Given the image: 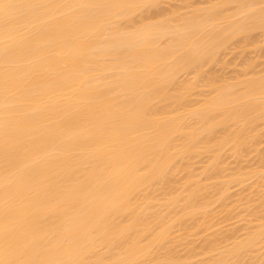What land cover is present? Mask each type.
<instances>
[{
    "label": "bare ground",
    "instance_id": "6f19581e",
    "mask_svg": "<svg viewBox=\"0 0 264 264\" xmlns=\"http://www.w3.org/2000/svg\"><path fill=\"white\" fill-rule=\"evenodd\" d=\"M165 1L0 0V264H264L263 199L235 240L173 236L264 183L222 164L263 148L264 0Z\"/></svg>",
    "mask_w": 264,
    "mask_h": 264
},
{
    "label": "rangeland",
    "instance_id": "374dc122",
    "mask_svg": "<svg viewBox=\"0 0 264 264\" xmlns=\"http://www.w3.org/2000/svg\"><path fill=\"white\" fill-rule=\"evenodd\" d=\"M172 1V0H171ZM171 1H165V3L164 4H166V3H168L169 4V2L171 3L170 5H161V12L162 13H164V14H169V13H171V12H173L174 11V7H176L177 5L179 6V8H182L183 6H186L187 4H189V3H194V5L198 2V4L199 3H203V4H201V5H204V3H206V1H208L209 2V0H187V1H189L188 3L186 2V5L184 4V5H182L185 1L184 0H173L174 2H175V4H174V2L172 3ZM177 1V2H176ZM184 1V2H183ZM196 3H195V2ZM200 1V2H199ZM202 1V2H201ZM215 1V0H214ZM214 1H211L210 0V2L209 3H212V2H214ZM179 2H180V4H179ZM216 2H217V0H216ZM208 3V4H209ZM173 4V5H172ZM198 4H196L195 6L196 7H198ZM182 5V6H181ZM206 5V4H205ZM163 6H165V7H163ZM170 6L172 7V9H170V11H169V9L168 8H170ZM181 6V7H180ZM187 7V6H186ZM190 7H194V6H192L191 4H190ZM201 7H203V6H201ZM231 7H233V6H230L229 8H231ZM176 8H178V7H176ZM175 8V9H176ZM184 8V7H183ZM178 10V9H177ZM179 10H181V11H186V10H189V5H188V8L187 9H179ZM176 11V10H175ZM184 11V12H185ZM180 12V11H179ZM182 13V12H181ZM259 35H260V32H257ZM257 33H255V34H257ZM254 35V36H256L257 38H259L260 39V36H261V38H262V35ZM257 38H256V42H254L253 44L254 45H256V43L258 42L257 41ZM262 40V39H261ZM261 40H259V43H257V45L258 44H260L261 42ZM251 45V47H245V48H240V47H238L241 51H237V48L235 49V50H233V51H235V52H233L232 53V51H230L229 52V54H231L232 53V55H230V56H226V53L224 54V56L225 57H227V58H229L228 60H226V62H228L229 61V63L228 64H225V66L226 65H228V67L226 66V68L227 69H225V68H223V67H225V66H221L222 64H216V65H218L217 66V68L219 69V67H220V69L222 68V70H220V72L222 71L223 73H224V71L226 72V73H224V77H227V76H230V77H233L234 75L236 76V74H237V71H239L238 73H240L242 70L241 69H243V67H244V64H245V62H247V64L248 63H251L253 60H255V58L258 56V55H260L261 56V54L259 53L258 54V51H254L253 49L255 48V50H258V49H256L257 47H255L254 45ZM262 44H264L263 42H262ZM261 45V44H260ZM254 46V47H253ZM260 47V46H259ZM264 47V45L263 46H261V48H263ZM249 48H252L251 50L249 49ZM264 49V48H263ZM243 50H246V51H243ZM253 51H254V53H255V55L254 56H252L254 53H253ZM261 51H262V53H263V51L264 50H262L261 49ZM260 51V52H261ZM238 52V53H237ZM244 52V54H242ZM249 52H251L252 53V55H251V53H249ZM228 53V52H227ZM246 53V54H245ZM229 54H227V55H229ZM234 54V55H233ZM239 54V55H238ZM242 55V56H241ZM249 55V56H248ZM263 55V54H262ZM223 56V58L225 59V57ZM236 56L239 58H236ZM247 58H246V57ZM251 56V57H250ZM264 56V55H263ZM232 58V60H230L231 58ZM254 57V58H253ZM236 58V59H235ZM253 58V59H252ZM244 59H245V61H244ZM249 59V60H248ZM260 59V61H257V62H255V64H256V70H260L259 69V67L260 66H262L261 67V69H263L264 68V58L262 57V58H256V60H259ZM261 59L263 60V61H261ZM234 60V61H233ZM240 60H242V61H240ZM230 61H231V63H230ZM232 62H233V64H232ZM243 63V64H242ZM258 63V64H257ZM262 63V64H261ZM230 64H232L231 66H230ZM260 64V66H258ZM233 65H235V66H233ZM233 66V67H232ZM241 66V67H240ZM243 66V67H242ZM237 67H239L240 69H238ZM246 67V66H245ZM244 67V68H245ZM258 67V68H257ZM216 68V69H217ZM229 68V69H228ZM237 68V69H236ZM213 69V68H212ZM215 69V68H214ZM215 69V70H216ZM217 69V70H218ZM214 70V71H215ZM224 70V71H223ZM230 70H231V73H232V71H233V74H231V73H228V72H230ZM214 71H212L213 73H214ZM219 72V71H218ZM218 73L217 74V71L215 72V74L216 75H221L222 74V76H223V73ZM236 74H235V73ZM225 74H226V76H225ZM234 76V77H235ZM232 80V79H231ZM262 140H264V138H262V139H260V145L259 146H261L262 144H263V148L261 147H259L258 145V147L259 148H257V150L258 151H264V143H262L261 144V141ZM262 142H264V141H262ZM259 144V143H258ZM256 149H255V152H257L255 155H253V151L251 152V154L252 155H249L250 153H248V155L247 156H245V157H249V159H247V158H243V159H236L234 156H232L231 154H229L228 152H226V156L225 157H223V160H224V162L225 163H223L222 162V164H224V166H223V168L224 167H226V165H228L226 168H228L229 166L231 167H229L228 168V170L229 169H233L234 171H232V173L230 172L231 170H229V171H227L226 170V172H228V174L229 173H231V174H233V172L235 173V169H236V173H237V170H238V172L240 171V169H241V171H242V166L243 165H246V167L247 168H250V169H256V168H254V167H257V165H258V167H260V166H264V164H260V162H261V156H259V153H258V151H257ZM260 151V155H261V152ZM229 156H228V155ZM257 154H258V156H257ZM225 155V154H224ZM232 156V157H231ZM228 157V158H227ZM230 157V158H229ZM234 157V158H233ZM258 157H260V159L258 160ZM226 158V159H225ZM201 159V158H200ZM228 159V160H227ZM199 160V159H198ZM197 160V162L195 163V164H197V165H195V169H197L198 168V171L197 172H199V170L202 168V166H205V165H202V163L203 164H205V163H207L206 161H207V159H206V157L205 158H203V160L201 159V161L199 162ZM205 160V163L203 162ZM227 160V161H226ZM237 160H243V162L242 163H239L238 165L239 166H241L240 168H239V166L237 167V166H235L237 163H236V161ZM259 162H258V161ZM246 161H248V162H246ZM201 163V164H199V163ZM227 162V163H226ZM238 162V161H237ZM241 162V161H240ZM235 163V164H234ZM244 163V164H243ZM246 163V164H245ZM250 163V164H249ZM262 163V162H261ZM226 164V165H225ZM255 164V165H254ZM251 165V166H250ZM253 165V166H252ZM237 167V168H235V167ZM250 166V167H249ZM199 167H201L200 169H199ZM246 167L244 168V169H246ZM262 168V171L264 172V170H263V168L264 167H261ZM243 169V170H244ZM257 170V169H256ZM259 170V169H258ZM244 171H246V172H249L250 170H248L247 171V169L246 170H244ZM251 171H254V170H251ZM261 171V170H260ZM226 174V173H225ZM224 174V175H225ZM226 177H227V175H225ZM256 179V178H255ZM255 179L253 180V181H255ZM252 180V179H251ZM257 180V179H256ZM253 181H250L249 183L247 182V184L245 183L244 185H238L237 186V184H236V187L234 186L235 185V183H234V185L232 184L231 186H230V191H229V193H227L226 194V197H228V194H229V197H228V199L224 202L226 205V207L224 208V207H221L220 208V206H219V208H217L218 206L217 205H215L214 206V210L213 211H215V212H213L215 215H213L214 217H211V218H209V221H208V219H207V222L205 221H202V220H200L203 224H201V227L199 226V225H195V226H197V227H195V228H198V227H200V229L197 231L195 228H191V227H187V228H184L183 230H178V231H176V230H174V233H175V235L173 234V236H176V237H179L180 236V238H182L183 239V241H181V243H183V245H185V244H187L190 240L192 241L193 239H195V240H197V242L196 241H192L193 243L192 244H194V242L196 243V244H194L195 246L198 244V243H200L201 242V244H202V240L205 238V237H207L209 234V236H211L213 233H215V231L217 232L218 231V229H220V228H224V229H220L221 231L223 230H226V232L225 233H228V234H230V235H232V238H230L231 239V241L232 240H235V238L237 239V238H239V236L242 234H244L243 233V231L244 230H246V228H253V227H251V226H254L255 225V227H256V225L258 224V221H257V215H256V211H257V208H254L257 204H259V200L260 199H263V202H262V200H260V205H261V202H262V204H263V207H264V196L263 197H261V198H259L260 197V194H259V192L258 191H261V189H262V193H264V186H263V184H262V186H261V184L259 185H256V183H257V181H256V183L254 182L253 183ZM208 182V181H207ZM211 182V181H210ZM212 182H214V180H212ZM250 183H251V185H250ZM252 184H254V185H252ZM246 186H248V187H246ZM257 186V187H256ZM258 186L261 188H258ZM231 187H232V189H231ZM258 189H260V190H258ZM242 192V193H241ZM258 193V194H257ZM261 193V192H260ZM239 195H240V197H239ZM243 195V196H242ZM247 196V197H245V196ZM263 194H261V196H262ZM248 196H252V197H254V198H256L257 200H258V203H257V201H255L256 199H254V198H252L254 201L253 202H255L256 203V205L255 204H253V202L251 201V199L249 200V201H251L252 202V205H254L253 207H252V205H250V204H248L249 203V201H248ZM230 197H231V199H230ZM242 197V198H241ZM226 199V198H225ZM240 199V200H239ZM241 199H242V202H241ZM244 199H246V201L247 202H245V200ZM229 202V203H228ZM238 203V204H237ZM244 203L247 205V206H245L244 205ZM217 206V207H216ZM242 206V207H241ZM244 206L245 207H248V210H247V208H244ZM215 207H216V209H215ZM252 207V212H253V214H254V209H255V214H254V216L252 215V214H250L248 211H250L249 210V208H251ZM262 207V205H261V211L259 210V215H264V208ZM223 209V210H222ZM225 209V210H224ZM259 209V208H258ZM217 210L219 211V212H217ZM263 210V211H262ZM263 212V213H262ZM255 215H256V217H255ZM261 217V216H260ZM262 217H264V216H262ZM257 218V219H256ZM210 220H211V224L210 223H208V222H210ZM201 222H199V224L201 223ZM206 223V225H204ZM212 223H214V227L213 228H211L210 230L208 229L209 228V226H212ZM209 226H208V225ZM249 224L251 225L250 227H248L249 226ZM204 225V226H203ZM216 225V226H215ZM192 226H194V225H192ZM208 226V227H207ZM219 226H221V227H219ZM219 227V228H218ZM229 229V230H228ZM231 231V232H230ZM218 232H220V231H218ZM217 232V235L219 234L220 235V233H218ZM234 232V233H233ZM194 233H196L195 235H194ZM228 234H226V235H228ZM182 235V236H181ZM213 235H215V234H213ZM241 235V236H242ZM221 236V235H220ZM215 237H216V235H215ZM218 237V236H217ZM208 238V237H207ZM242 238V237H241ZM229 240V239H228ZM190 241V242H191ZM204 241V240H203ZM190 242H189V244L188 245H192V244H190ZM230 242V241H229ZM182 245V247L181 248H179V249H182V248H185L186 247V245L185 246H183ZM199 246V245H198ZM198 249V248H197ZM264 250V249H263ZM198 251V253H204V252H200V251H202L201 249H199V250H197ZM262 251V250H261ZM182 253V252H181ZM262 253H264V251L262 252ZM183 254H184V251H183ZM202 255V254H201ZM207 255V254H206ZM206 255H202V256H199L200 258H199V260H201V258L202 259H206V258H208V257H206ZM262 255H264V254H262ZM264 257V256H263ZM204 259V260H205ZM198 260V259H197Z\"/></svg>",
    "mask_w": 264,
    "mask_h": 264
}]
</instances>
